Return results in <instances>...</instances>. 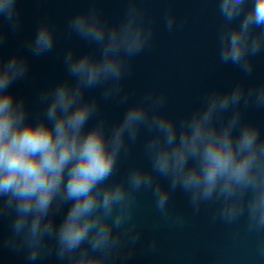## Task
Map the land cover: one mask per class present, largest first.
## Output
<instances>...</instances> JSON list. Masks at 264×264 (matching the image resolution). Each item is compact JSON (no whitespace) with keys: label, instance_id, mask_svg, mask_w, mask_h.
Listing matches in <instances>:
<instances>
[{"label":"clouds","instance_id":"9594fccd","mask_svg":"<svg viewBox=\"0 0 264 264\" xmlns=\"http://www.w3.org/2000/svg\"><path fill=\"white\" fill-rule=\"evenodd\" d=\"M20 2L0 0V222L8 221L0 248L23 254L28 264L53 255L57 264H127L138 245L145 255L158 252L161 227L184 228L186 217L172 204L180 191L193 216L210 208L212 224L243 219L264 261V128L247 116L264 111V81L254 79L264 56V0H214L218 60L240 78L209 89L179 117L166 110L164 91L149 88L133 98L126 87L134 59L154 39L144 0H123L115 22L99 6L104 0H86L73 12L68 38L89 47L57 53L66 75L39 90L33 112L14 85L29 78V57L55 51L57 30L42 17L5 55L7 32L23 29ZM163 24L172 32L182 22L168 7ZM102 103L123 106L122 115L110 120ZM138 143L147 165L133 163L115 179ZM143 192L152 195L151 225L138 215ZM146 229L153 234L144 241Z\"/></svg>","mask_w":264,"mask_h":264},{"label":"water","instance_id":"95a60500","mask_svg":"<svg viewBox=\"0 0 264 264\" xmlns=\"http://www.w3.org/2000/svg\"><path fill=\"white\" fill-rule=\"evenodd\" d=\"M87 6L86 0H83L53 21L57 30L55 51L40 58L29 57V78L14 85L17 94L28 99L33 112L39 110L35 102L39 90L66 75L61 56L57 53L62 54L68 46L77 50L89 47L75 37L69 39L66 31L67 20L73 12ZM99 6L113 22L121 18L126 8L123 0H104ZM141 6L154 21V39L151 46L134 59L131 76L125 82L126 87L133 91V98L149 88L164 91L167 95L166 110L179 117L198 107L209 89L227 88L240 78L234 67L219 63L216 33L221 20L214 0H171V3L169 0H144ZM168 7L182 22L172 32L167 31L163 24L164 11ZM254 79L264 81V56L256 59ZM90 94L99 95V90ZM102 111L110 120H115L122 115L123 106L102 103ZM247 116L264 128V111L249 110ZM133 163L147 165L139 143L133 149L132 158L121 162L115 179H120ZM138 200L140 219L151 225L157 220L151 193H141ZM172 204L175 210L184 213V228L161 227L157 233L160 243L158 252L145 255L138 245L127 264H264L256 256L258 237L246 232L243 219L231 227L220 222L212 224L210 208L202 209L199 215L193 216L186 197L180 191L174 194ZM7 234L8 221L5 220L0 222V235L6 237ZM152 234L146 229L144 241ZM0 264L28 262L23 254L0 248ZM34 264H57V261L53 255Z\"/></svg>","mask_w":264,"mask_h":264}]
</instances>
